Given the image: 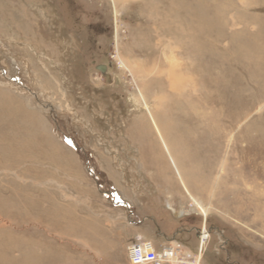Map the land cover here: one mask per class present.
<instances>
[{"label": "rangeland", "instance_id": "1", "mask_svg": "<svg viewBox=\"0 0 264 264\" xmlns=\"http://www.w3.org/2000/svg\"><path fill=\"white\" fill-rule=\"evenodd\" d=\"M254 1L224 0L228 8L217 11L222 21L205 31L200 24V37L192 39L179 34L183 22H206L214 11L205 5L200 17L197 0H0V89L20 103L16 124L33 112L35 139H49L54 155L42 160L35 150L38 163L0 169V226L18 239L39 240L34 249L53 254L51 264H131L127 246L136 235L197 252L205 227L200 264H264V204L256 202L258 209L230 193L241 187L234 178L252 184L248 176L264 169V0ZM170 51L176 65L165 57ZM170 69L182 87L177 92L198 83L200 90L185 98L213 127L200 140L176 131L184 122L181 109L168 104ZM6 111L0 107L2 118ZM2 131L0 163L6 164ZM39 141L32 146L42 148ZM182 144L200 167L194 185L184 173L183 183L177 166ZM27 166L34 168L25 175ZM18 206L29 208L28 216L13 214Z\"/></svg>", "mask_w": 264, "mask_h": 264}, {"label": "bare ground", "instance_id": "2", "mask_svg": "<svg viewBox=\"0 0 264 264\" xmlns=\"http://www.w3.org/2000/svg\"><path fill=\"white\" fill-rule=\"evenodd\" d=\"M163 1V0H162ZM166 1V0H165ZM168 1V0H167ZM198 2H196L197 3V5L199 4V6H200V8H195L196 10H198L197 11V14L198 15H201L200 17H202V13H200V10L202 9L203 11H204V7H205V5L206 6H208L207 8H209V6H212L211 8H212V10H214L213 11V14H212V17H210V18H207L206 20V22L204 21H201V20H199L198 18L196 19V22H201V23H195V24H191V22L190 21H188V20H185L183 23L185 24L182 28H181V30L182 31H180V33L178 32V31H176V32H178L179 34H185V35H190L189 36V38H194V33H195V36H199L200 37V31H201V28H202V31H205V30H208V29H210V28H212V25H217L219 22H221L222 20L217 16L218 14H217V11H218V9L220 10V11H225L228 7H226L225 6V4H224V0H209V3L207 2L208 0H197ZM231 1V3L233 4V0H230ZM256 1V0H255ZM254 1V2H255ZM173 2H175V0H169V3H173ZM257 2V1H256ZM185 3H187V1L185 2ZM227 3V2H226ZM183 4V3H182ZM195 4V3H194ZM228 4V3H227ZM180 5H181V3H179V7H180ZM166 8V7H165ZM181 8H184V7H182L181 6ZM251 8V7H250ZM167 9V8H166ZM187 12H189V11H187ZM70 13V12H69ZM74 13V12H73ZM174 18H176L177 17V14H178V10L177 9H175V11H174ZM196 13V12H195ZM194 13V14H195ZM262 14V13H261ZM196 15V14H195ZM161 16V15H160ZM163 16V15H162ZM197 16V15H196ZM215 18H214V17ZM198 17V16H197ZM188 19V18H187ZM183 21V20H182ZM231 22V21H230ZM229 23V22H228ZM240 23H241V21H240ZM4 24V23H3ZM200 24L202 25L201 26V28H200ZM226 24V23H225ZM233 24H234V22H233ZM6 25V24H5ZM182 25V24H181ZM238 25V24H237ZM11 27V26H10ZM184 27H186L185 29L186 30H184ZM15 28V27H14ZM14 28L12 29V30H14ZM222 28V27H221ZM180 29V28H179ZM222 30V29H221ZM9 31V30H8ZM14 31H16V29L14 30ZM21 31V30H20ZM10 33V32H9ZM15 34V33H14ZM18 34H21L22 35V32L21 33H18ZM28 34V33H27ZM181 34V35H182ZM156 35V34H155ZM201 35H202V33H201ZM206 35V34H205ZM257 35V34H256ZM255 35V36H256ZM9 36V35H8ZM10 36H12L11 34H10ZM31 36V35H30ZM253 36L254 35H252L251 37H252V40L255 38L256 39V37H254L253 38ZM34 39V38H33ZM251 39V38H250ZM253 41H255V40H253ZM39 42V41H38ZM264 43V42H263ZM256 44V43H255ZM158 45H160V43L158 42L157 43V46ZM168 45H169V43H168ZM167 44L166 45H164V48H167V49H170L171 47H169ZM221 45V44H220ZM252 45V44H251ZM191 46V45H190ZM202 46V45H201ZM212 46V45H211ZM214 46V45H213ZM193 47V46H192ZM210 47V46H209ZM253 47V46H252ZM153 49V48H152ZM201 49V48H200ZM247 49V48H246ZM154 50V49H153ZM212 50H214V49H212ZM229 50V49H228ZM258 50V49H257ZM201 51V50H200ZM200 51H198V52H200ZM205 52H206V50H205ZM260 52V51H259ZM163 53H165V51L163 52ZM170 54L168 55V54H165L166 56L165 57H167V60L171 63V64H175L176 65V57H174V56H172L171 55V51L169 52ZM226 55V54H225ZM229 55H231V54H229ZM172 56V57H171ZM200 57V56H199ZM119 59H121V58H119ZM203 59V58H202ZM241 59V58H240ZM239 59V60H240ZM201 60V59H200ZM250 60V59H249ZM251 61V60H250ZM218 62V61H217ZM247 62H248V60H247ZM121 63H122V65L124 64V61H122V59H121ZM250 63V62H249ZM251 63H252V65H255V67H258V66H260V62H258V60H254V59H252V61H251ZM250 63V64H251ZM230 64V63H229ZM173 65L171 66V67H173ZM243 65V64H242ZM264 65V64H263ZM124 66V65H123ZM239 67V66H238ZM249 67V66H248ZM252 67V66H251ZM255 67H254V69H255ZM240 68H241V66H240ZM243 68V67H242ZM246 69V68H245ZM249 69V68H248ZM236 70V69H235ZM247 70V69H246ZM172 69H170V72L168 73L169 74V83H170V85H168V86H170V91L172 92V94H170V96L168 95L167 96V98H168V104H170V108H174V106L177 108V109H181V111L183 112V120H182V122H181V124L183 123V127L181 128L182 130H180V131H178V130H176L177 131V133H179L178 135H181V133L182 134H184L185 136H186V138H190L191 140H196V139H201L202 138V134L206 131V132H208L207 130L210 128V127H212V126H207L208 125V122L206 121V118H205V115L204 114H202L203 112H201V111H198V113H194L193 111H195V110H193V108H194V106L191 104V102H192V100H191V102H190V100H187V98H185V96H187V97H190V92H192L193 90H197V91H199L200 89L198 88V83H197V81H195V82H192V84L190 83V84H188V85H190V86H186L187 87V89H185L186 87H185V85H184V87H183V89L182 90H179L178 92H177V88L178 87H181L180 85V83H179V79H177V78H175L174 76H172ZM215 71V70H214ZM258 71V70H257ZM205 72V71H204ZM246 72V71H245ZM254 72V71H253ZM260 72H261V70H260ZM258 73V72H257ZM262 73V72H261ZM260 73V74H261ZM203 74V73H202ZM246 74V73H245ZM251 74V73H250ZM243 75V74H242ZM262 75V74H261ZM205 76V75H204ZM259 76V75H258ZM179 77V76H178ZM192 77V76H191ZM190 76H189V78H191ZM202 77V76H201ZM252 77V76H251ZM179 78H181V77H179ZM188 78V79H189ZM202 78H204V77H202ZM259 78H261V76L259 77ZM186 79V78H185ZM263 79V78H262ZM191 80H192V78H191ZM180 81H181V79H180ZM260 82H261V80H259ZM182 82H183V80H182ZM258 82V81H257ZM263 82V81H262ZM204 84V83H203ZM218 84V83H217ZM202 85V84H201ZM220 86V85H219ZM256 86V85H255ZM182 88V87H181ZM251 88V87H250ZM185 89V90H184ZM184 90V91H183ZM245 91V90H244ZM176 92V93H175ZM193 93V92H192ZM196 95H198V93H195ZM193 95V94H192ZM11 95L10 94H7L4 90H2V89H0V107L1 108H3V107H5V108H7V111H6V113H5V115L3 116V118L0 116V123H5V124H7V128H6V130H1L0 129V131H2V132H4V133H6V135H8V139H7V141L5 142V145H3V146H5V148L3 147V150H6L7 151V153H10L9 154V156H10V160H9V158H8V163H6V164H3V163H0V169H2V171H10V169L11 168H13V167H15V168H24V166H26L27 165V162L28 161H37V163L39 162V161H41L40 159H42V160H46V158L48 159V160H50L51 161V158H53V153L51 152V146H52V142L51 141H47V140H49V139H42V138H40V141H39V139L37 138V140L35 139V136H37L36 135V132L33 130V127H32V125H33V123H32V121L34 122L35 120H36V116L35 115H33V112H26L25 114H24V116H23V123H24V125L23 126H19V124H16L17 123V119L18 120H22V118H19V117H17V115H18V111H21L19 108H18V103H19V101H17L16 99H14V97H10ZM194 96V95H193ZM203 96V95H202ZM220 97V96H219ZM170 99V100H169ZM192 99H193V101H199V99H200V97H198V96H194V97H192ZM216 99V98H215ZM155 100H158V98H155ZM160 100V99H159ZM205 101H207L208 103L210 102L209 100H207L206 98H205ZM197 103V102H196ZM20 104V103H19ZM186 105H187V108H186ZM202 106V105H201ZM204 107H205V105H203ZM199 107V106H198ZM201 108V107H200ZM187 109H188V111H190V114H188V113H186V111H187ZM197 110V109H196ZM22 112V111H21ZM237 112V111H236ZM164 114V113H163ZM169 114V113H168ZM172 114V113H171ZM208 114V113H207ZM165 115V114H164ZM167 115V114H166ZM171 117V116H170ZM173 117V116H172ZM176 117V116H175ZM175 118H173V120H174ZM172 120V119H171ZM172 120V121H173ZM155 120H153V122H154ZM229 121V120H228ZM163 122V123H162ZM162 124H163V126H162V128L164 129V131H165V133L166 134H168V135H170V134H172L173 133V130H172V125H171V123H170V121L168 122L167 120H165V119H162ZM212 122V121H211ZM216 123H217V121H216ZM219 123V122H218ZM228 123V122H227ZM154 124L156 125V123L154 122ZM222 124V123H221ZM229 126H231V125H233V122L232 121H229ZM209 125H210V122H209ZM212 125H214V124H212ZM223 125V124H222ZM221 125V126H222ZM157 126V125H156ZM216 126V125H215ZM220 126V127H221ZM219 126H218V128H220ZM225 127V126H224ZM227 127V126H226ZM157 128H158V126H157ZM213 128V127H212ZM222 128V127H221ZM229 128V127H228ZM175 129H180L178 126L175 128ZM230 129V128H229ZM158 130H160V128L158 129ZM228 130V129H227ZM136 131V130H135ZM140 132H143L144 133V131H145V125L143 124V123H141L140 124V130H139ZM161 131V130H160ZM159 131V133L161 134V136H162V138H163V143H164V145H166V147H167V149L169 148L168 146H167V144H166V140L164 139V137H163V135H162V133ZM163 131V132H164ZM175 131V130H174ZM210 131V130H209ZM215 131H217V129L215 130ZM226 131V130H225ZM17 132L19 133V132H22V133H24L25 134V137L23 136V137H20V136H22V134H18L17 136H16V134H17ZM211 132H212V130H211ZM137 133V132H136ZM137 134H139V133H137ZM145 134V133H144ZM143 134V135H144ZM211 134V133H210ZM146 135V134H145ZM174 135V134H173ZM177 134H176V136H178ZM212 135V134H211ZM227 135V134H226ZM240 135V134H239ZM3 137V136H2ZM2 137H0V139L2 138ZM40 137V136H39ZM136 137V136H135ZM180 136H178V138H179ZM173 138V137H172ZM208 138V137H207ZM217 138V137H216ZM146 139H148V138H146ZM171 139V138H170ZM206 139V138H205ZM211 139H213V138H211ZM218 139V138H217ZM168 140V139H167ZM173 140H175L174 138H173ZM181 140V139H180ZM0 141H2V140H0ZM37 141H39L40 143L41 142H43V143H45V144H40V145H42V148H41V146L38 148L37 147V145H35L34 147L32 146V144L33 143H35V142H37ZM156 141V140H155ZM154 141V142H155ZM176 141V140H175ZM177 141H179V140H177ZM177 141H176V143H177ZM169 141H167V143H168ZM172 142V141H171ZM181 142H182V140H181ZM194 142V141H193ZM185 143V142H184ZM204 143V142H203ZM0 144H3V143H1L0 142ZM36 144V143H35ZM170 144V143H169ZM174 144V143H173ZM177 144H179V143H177ZM181 144V143H180ZM187 145H188V143H187ZM214 145V144H213ZM171 146V145H170ZM174 146V145H173ZM181 146V145H180ZM182 146H183V149L182 150H180V151H178V163L180 164V165H177L178 166V168H179V170H180V172H181V176L183 177V174L182 173H184V176H185V178L189 181V183H191V184H193L194 185V183H196L194 180H196V178H197V176H195L194 175V171H196V170H198L197 169V163L196 164H194L193 162H191L190 160H188L187 159V156H188V153H187V151H188V148H189V146L187 147V146H184L183 144H182ZM182 146H181V148H182ZM157 147V146H156ZM193 147V146H192ZM161 148V147H160ZM55 149V148H54ZM174 149H176V148H174ZM190 149V148H189ZM35 150H38V152L40 151L41 153H42V156H41V158L38 160V158H37V156L38 155H36L35 153H37V152H34ZM168 150H170V149H168ZM186 150V151H185ZM171 151V150H170ZM50 154H49V153ZM172 152H173V149H172ZM173 153H177V151L176 152H173ZM171 156H172V154H171ZM64 158V157H63ZM72 158V157H71ZM172 158V160L174 161V160H176V159H174L173 158V156L171 157ZM189 158V157H188ZM186 162V163H184V161ZM60 162V161H59ZM175 162V161H174ZM41 163V162H40ZM176 163V162H175ZM6 165H9V167L7 168V166ZM31 165V164H30ZM50 165V164H49ZM61 165V164H60ZM62 166H64V165H62ZM27 167H31V169H27V170H25L23 173L25 174V175H27L29 172H32L33 171V168L34 167H32V166H27ZM53 168V167H52ZM50 170V169H49ZM37 171V170H36ZM199 171V170H198ZM260 172L261 173H259V175L258 174H254L255 176L254 177H252V175L251 176H248V178H253V182H252V184H247V183H245V181H241L240 179H235L234 178V182L236 183V184H239V185H241V187H236V186H232V190L230 191V193L232 194L233 193V195L234 196H232V198H234L235 196H238V195H241V196H243L244 197V199L246 200V201H249L250 203L249 204H251V203H253L254 204V202L256 203H258V204H260V205H263L264 204V189L263 188H261L262 186V182L264 181V180H261V181H259V179L261 178L262 179V175L264 174V169H263V171L262 170H260ZM212 173V172H211ZM239 173V172H238ZM30 174V173H29ZM237 174V173H236ZM241 173H239V175H240ZM244 174H246V173H244ZM200 175V174H199ZM202 175V174H201ZM239 175H236V176H239ZM2 176V175H1ZM38 176V175H37ZM204 176H206V175H204ZM246 176V177H247ZM22 177V176H21ZM199 177V176H198ZM232 177H233V175H232ZM240 177V176H239ZM260 177V178H259ZM24 178V177H23ZM35 178V177H34ZM33 178V181L32 182H37V181H40V180H36V179H38V178H36V179H34ZM46 178V177H45ZM184 177H183V183L184 184H187V183H185V182H187L186 181V179H185ZM202 178H203V176H202ZM28 179V178H27ZM53 179V178H52ZM203 179H205V178H203ZM233 179V178H232ZM231 179V176H230V178L228 179V180H232ZM43 180H44V178H43ZM198 180V179H197ZM223 180V179H222ZM247 180V179H246ZM207 181V180H206ZM5 182V181H4ZM31 182V183H32ZM224 182V181H223ZM251 182V181H250ZM40 183V182H39ZM207 183V182H206ZM225 183H226V181H225ZM231 183H233L232 181H231ZM219 184V183H218ZM221 184V183H220ZM228 184V183H227ZM197 185V184H196ZM4 187V186H3ZM2 187V188H3ZM23 187V186H22ZM220 188V187H219ZM228 188V187H227ZM231 188V187H230ZM1 189V188H0ZM225 189V188H224ZM229 189V188H228ZM227 189H225V191H226ZM221 193V192H220ZM229 196V195H228ZM240 196V197H241ZM239 197V198H240ZM20 198V197H19ZM24 198V197H23ZM231 198V199H232ZM22 200V199H21ZM28 200V199H27ZM16 201V200H15ZM243 202H245V201H243ZM19 203V202H18ZM25 203H27L28 204V202H25ZM52 203V202H51ZM225 203V202H224ZM241 203H242V201H241ZM246 204H247V202H245ZM257 203H256V207L259 209V207L260 206H257ZM5 204V203H4ZM240 204V203H239ZM9 205H11V202H10V204ZM22 205V204H21ZM20 205V206H21ZM31 205H33V204H31ZM37 205V204H36ZM30 206V204H28V207ZM254 206V205H253ZM10 207V206H9ZM14 207H15V205H14ZM26 207V206H25ZM256 207L254 206V208H250V209H252V210H256ZM12 208V207H11ZM14 209V208H13ZM29 208H25L24 210H21V209H19V206L16 208V211L15 210H13L12 212H13V214H15V213H18V214H24V213H27V214H25V215H27L28 216V210ZM261 210V209H260ZM202 211L205 213V211L202 209ZM32 212V211H31ZM51 212V211H50ZM49 213V212H48ZM6 215V214H5ZM19 215V216H20ZM262 215V214H261ZM7 216V215H6ZM10 216V215H9ZM16 216V215H15ZM22 216V215H21ZM20 216V217H21ZM11 217V216H10ZM13 219H14V217H12ZM17 218V217H16ZM22 218H24V216L22 217ZM22 218L19 220V221H21L22 220ZM9 219V218H8ZM7 219V220H8ZM24 219H26V218H24ZM28 219V218H27ZM26 219V220H27ZM14 220H16V219H14ZM5 221V220H4ZM10 221V220H9ZM18 221V220H17ZM16 221V222H17ZM264 222V221H263ZM9 223V222H8ZM79 223V222H78ZM5 225V224H4ZM5 226H0V264H10V263H13V262H15L16 264H51V261H52V259H53V261H52V263H54L55 262V258H54V255L53 254H51L50 252H46L45 254H40V253H38V252H36L35 250L36 249H34V248H36L37 247V245H38V243H40V241L39 240H34V243L32 242V240H31V238H30V240L31 241H29V239H28V241H26L25 239H26V237H24L23 239H18L17 238V236L16 237H14V235L15 234H8V232L5 230V228H4ZM5 231H4V230ZM28 236V235H27ZM201 237V245H203L204 243H205V241L209 238V232L207 231V229H206V227L205 228H202L201 230H200V233H199V238ZM19 238H20V236H19ZM37 241H39V242H37ZM33 243V244H32ZM31 245H36L35 247H33V249H29L28 247H30ZM32 247V246H31ZM203 247V246H202ZM15 252H18L19 254L18 255H14V253ZM40 252V251H39ZM54 252V251H53ZM43 259V260H42ZM43 261V262H42ZM31 262V263H30Z\"/></svg>", "mask_w": 264, "mask_h": 264}, {"label": "built area", "instance_id": "3", "mask_svg": "<svg viewBox=\"0 0 264 264\" xmlns=\"http://www.w3.org/2000/svg\"><path fill=\"white\" fill-rule=\"evenodd\" d=\"M201 242V237H200ZM202 245L197 252L175 240L157 246L154 241L136 235L127 246L128 259L131 264H200Z\"/></svg>", "mask_w": 264, "mask_h": 264}, {"label": "water", "instance_id": "4", "mask_svg": "<svg viewBox=\"0 0 264 264\" xmlns=\"http://www.w3.org/2000/svg\"><path fill=\"white\" fill-rule=\"evenodd\" d=\"M97 68L103 72L106 69V65H97Z\"/></svg>", "mask_w": 264, "mask_h": 264}, {"label": "crops", "instance_id": "5", "mask_svg": "<svg viewBox=\"0 0 264 264\" xmlns=\"http://www.w3.org/2000/svg\"><path fill=\"white\" fill-rule=\"evenodd\" d=\"M148 239H151V238H148ZM152 240V239H151ZM153 241V240H152ZM160 245H162V244H158V246H160Z\"/></svg>", "mask_w": 264, "mask_h": 264}]
</instances>
